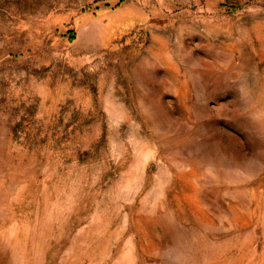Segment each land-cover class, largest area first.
Returning <instances> with one entry per match:
<instances>
[{
  "label": "rangeland",
  "instance_id": "374dc122",
  "mask_svg": "<svg viewBox=\"0 0 264 264\" xmlns=\"http://www.w3.org/2000/svg\"><path fill=\"white\" fill-rule=\"evenodd\" d=\"M0 264H264V0H0Z\"/></svg>",
  "mask_w": 264,
  "mask_h": 264
}]
</instances>
